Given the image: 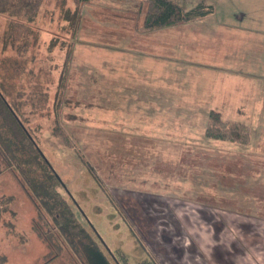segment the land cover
Wrapping results in <instances>:
<instances>
[{"label": "rangeland", "instance_id": "1", "mask_svg": "<svg viewBox=\"0 0 264 264\" xmlns=\"http://www.w3.org/2000/svg\"><path fill=\"white\" fill-rule=\"evenodd\" d=\"M213 1L227 14L238 6ZM148 6V0L42 1L34 22L38 44L19 57L26 74L18 85L25 97L43 90L48 100L38 110L22 109L87 233L71 241L50 235L47 246L33 227L36 205L6 169L3 264H264V66L253 72L259 75L241 76L235 67L213 65L210 89L191 91L189 67L176 74L170 50L164 47V65L150 63L158 45L156 30L145 26ZM67 9L78 12L75 22L64 19ZM211 18L189 25L204 28ZM215 18L201 32L205 44L193 50L194 60L195 51H207L208 32L222 26ZM5 24L0 18V33ZM167 32V42L185 37L182 28ZM224 32L217 38L226 46ZM14 56L0 42V61ZM212 107L226 121L247 124L249 141L206 137Z\"/></svg>", "mask_w": 264, "mask_h": 264}, {"label": "trees", "instance_id": "2", "mask_svg": "<svg viewBox=\"0 0 264 264\" xmlns=\"http://www.w3.org/2000/svg\"><path fill=\"white\" fill-rule=\"evenodd\" d=\"M42 1L0 0V18L6 21L3 32L0 33V42L4 47L10 45L17 52V56L6 57L0 61V173L6 169L15 172L38 209L33 227L46 245L50 246V235L59 240L65 237L71 241L74 237L86 234L87 230L70 203L72 200L74 203V198L65 192V182L45 155L40 140L32 131L33 128L29 127L28 115L22 109L31 105L34 111L38 110L48 100V94L43 90H39L36 96L25 97L26 91L18 85L22 75L26 74L24 60L21 61L19 57H24L31 45L38 44L39 36L34 22ZM148 1L144 19L147 27L185 23L214 11V4L210 2L192 4V0ZM77 13L75 11L72 14L67 9L64 19L75 22ZM64 78L61 77L62 82ZM56 122L54 129L60 135L61 125L59 120ZM39 127L40 125L36 129ZM204 134L215 140L246 143L250 139V127L242 122L226 121L220 111L211 109ZM63 137L69 140L67 135ZM7 200L6 203H10L11 197ZM6 206L2 205V210L0 209V220ZM5 261L6 257L1 256L0 262Z\"/></svg>", "mask_w": 264, "mask_h": 264}, {"label": "crops", "instance_id": "3", "mask_svg": "<svg viewBox=\"0 0 264 264\" xmlns=\"http://www.w3.org/2000/svg\"><path fill=\"white\" fill-rule=\"evenodd\" d=\"M206 2H210L214 4V11L210 13L209 15L202 17L198 19V21H203L206 18H210L214 22L215 19H222L221 27H217L213 30V32H208V48L205 50H201L200 52H196V55L198 58L194 60V56L192 55L194 52V49H197L198 47L203 46L205 43H199V40L205 39L204 37L205 33L201 37V32L203 29L208 26L207 20L206 25L204 28L202 27H191V23L198 22L195 21H189L185 22L184 27L173 25L167 26V27H148L153 28L156 30V42L158 45L157 49H151V51L156 52L153 56L155 60L150 61L151 64H157V66L164 65V47L167 48V50H170L168 53L170 56H173L171 58L172 60H167L168 62L172 61L171 63L175 66V72L177 74V71L180 69L181 65H187L189 67V75H187V80H189L193 85L190 86L191 91L194 90V86L196 90L199 92H207L210 89L211 84L209 83L210 80H212L211 77V71L213 70V65L217 68L226 70V68L230 69L231 67H235L238 72V75H259L254 74L253 72L258 71L261 66H264V60L262 59V54H264V0H237L238 6L233 8L235 13L232 15L231 13L227 14L228 11H220L218 6L220 4H217L213 0H205ZM223 3L229 4L230 0H222ZM221 3V2H218ZM225 5V6H227ZM224 6V5H222ZM238 18V19H237ZM211 19H209L210 25L213 23L211 22ZM236 21V22H235ZM209 25V26H210ZM147 27V26H146ZM182 28L185 32V37H182V32L180 33V36L178 38V41H174V43H171L169 40H164V32H172L176 29ZM224 30H227V35L223 38L226 43V46L224 43L220 42V38H217V35L224 34ZM157 33H161L158 35ZM189 34H191L193 37L192 40H188ZM207 34V33H206ZM168 35V34H167ZM246 38H248V41L251 43H246ZM240 39H243L242 41ZM168 45V46H166ZM201 45V46H200ZM192 49V50H191ZM150 50V49H149ZM251 52L249 53V51ZM255 50H261V52L257 55H254ZM193 52V53H192ZM150 54V53H149ZM148 55V58H153ZM198 60V61H197ZM198 63H203L202 65H199ZM229 72V71H228ZM245 73V74H244ZM234 75V74H233ZM236 76V75H235ZM264 76V73L263 75ZM163 78V77H159ZM178 77H175L174 81H178ZM229 78V77H228ZM264 82V77H259ZM163 80V79H162ZM195 82V84H194ZM179 88V86H178ZM181 88V87H180ZM232 92H235L236 94V87L232 89ZM230 92V93H232ZM181 92L178 93V99L180 98ZM174 97V94H173ZM212 106V105H211ZM210 106V107H211ZM179 108V107H178ZM175 109L177 112H179V109ZM215 109V108H211ZM210 109V110H211ZM217 110V109H216ZM141 263L149 262V260L146 259V261H140Z\"/></svg>", "mask_w": 264, "mask_h": 264}, {"label": "flooded vegetation", "instance_id": "4", "mask_svg": "<svg viewBox=\"0 0 264 264\" xmlns=\"http://www.w3.org/2000/svg\"><path fill=\"white\" fill-rule=\"evenodd\" d=\"M0 264H3V262L2 263L0 262ZM140 264H142V263L140 262Z\"/></svg>", "mask_w": 264, "mask_h": 264}]
</instances>
